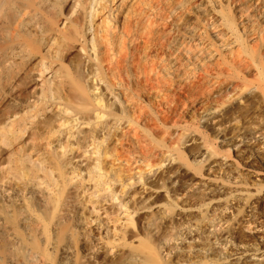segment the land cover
<instances>
[{
  "label": "bare ground",
  "instance_id": "bare-ground-1",
  "mask_svg": "<svg viewBox=\"0 0 264 264\" xmlns=\"http://www.w3.org/2000/svg\"><path fill=\"white\" fill-rule=\"evenodd\" d=\"M179 93L194 102L213 96L223 110L253 97L264 115V0H0V264H83L81 236L96 240L76 204V190L89 193L76 183L77 163L96 194L127 209V228L135 226L139 210L125 198L155 177L151 160L171 165L172 153L157 147L172 143ZM225 132L220 144L253 163L255 136ZM211 153L199 157L210 162ZM123 164L127 173L117 168ZM139 164L148 169L137 172ZM238 201L241 222L253 220L259 201ZM246 229L255 241L232 249L217 247L210 230L191 235L183 264H264V227ZM178 247L166 239L161 249ZM153 249L147 258L164 264Z\"/></svg>",
  "mask_w": 264,
  "mask_h": 264
},
{
  "label": "rangeland",
  "instance_id": "rangeland-1",
  "mask_svg": "<svg viewBox=\"0 0 264 264\" xmlns=\"http://www.w3.org/2000/svg\"><path fill=\"white\" fill-rule=\"evenodd\" d=\"M183 63L189 68V72L191 71L190 73H192L193 64L187 59ZM162 65L164 66V63ZM173 71H171V73L173 72L172 74L176 72L174 68ZM164 72L166 73V71L162 73L165 74ZM167 74H165L166 77L170 79V75L172 74H168L170 77ZM173 77L172 75L170 81H172ZM179 95L184 101L181 104L184 103L186 107L180 104V100V102L176 100L179 109H182V111L179 110L180 116L179 114H177L178 116H173L177 120L174 119L176 123L173 122L174 124L172 125L175 134L172 143L168 145V149L163 145L157 147L159 153L166 151H169L170 154L172 153V158H175L176 161L174 160L173 162L172 159L171 165L169 162L162 165L160 164V158L158 161L151 160L148 165H154L155 169L153 168V170L156 171L155 177L151 176L149 181L146 180L141 185H136L134 188L136 190L132 189L134 193L135 191L138 193H136L138 196L135 194L137 198L132 195L133 192L131 191L127 195L128 198L130 196V199L125 198L126 201L128 200V205L130 202V206H136V213L139 210V213L135 215L136 222L138 221L137 223L135 222V226H129L128 229L125 219L127 209L123 208L125 211L123 212L121 205H119L120 202L118 200L114 201L110 196L109 198L107 194L104 195V191L100 192V194L105 198L98 192L96 194L94 190L96 183L89 182V174L85 171L86 168L81 163H77V166L74 165L75 174L78 176L76 183L84 184L83 186L87 191L89 189V193L86 196L82 193V189H75L79 215L81 220L85 222L86 228L93 234L96 240L94 244H91L88 238L81 236L82 249L81 247L80 249L83 264H141L143 262L149 264L153 262L151 257L147 258L150 248L151 250L154 248V251L156 249L155 252L158 250L157 253L161 251L159 254L164 264H183L186 261L184 251L187 250L188 243L192 241L191 235L192 237L195 235L196 238L197 234H202L203 231L210 230L212 235L216 237L214 243L217 247L226 248L227 245V249H232L240 241H245L249 244L255 241L253 238L254 234L246 229V225H250L252 230L260 225L264 227V146L261 145V141H257L256 133L254 134L257 126V129H261L262 127L263 132L260 130L258 133L260 135L263 133L262 135L264 137L263 104L256 101L253 97H245L237 100L235 103H231V100H229L228 103H230L226 107L228 110H223L218 99H213V96L207 98V100L205 98H201V101L200 99L199 101L195 99L197 100L196 103L193 101L194 99H192V102L191 98L190 100L187 99L182 93H179ZM176 102L173 103L174 105L172 104L173 110H175L174 107L177 105ZM183 108L184 110L187 109V112L185 111L183 113ZM222 110L224 112L226 111V116L224 114V117L222 116ZM224 128L226 130L225 133L227 134L228 132L227 135L229 137L233 136L234 133L240 135L243 132L244 136H248L249 134V138L251 139L255 136L251 151L253 163L238 158L234 151L229 152L228 149L230 147L220 144V140L222 139L219 133ZM208 147L212 152V160L210 162L204 161L199 157V153ZM181 153L184 154V159L180 157ZM212 161H217L219 164L214 165L212 172L209 173L208 168ZM145 166L146 164H139L137 166L135 165L133 169L139 168L140 170H147L148 168H145ZM117 168H120V170L126 173L131 169L127 164H123ZM139 169L136 171H140ZM169 170L171 172L168 173L167 171ZM81 178L83 182H81ZM119 186L117 184L116 189L117 187L118 189L121 188ZM176 191L178 192L176 193ZM93 192L96 195H93ZM175 195L179 196V199L182 198V202H179ZM132 196L135 198L133 202L131 201ZM248 196L259 201L256 217L253 220L242 223L241 220L245 214L241 202L238 200ZM172 197H176L175 199L178 203L176 202L175 204V200ZM99 200L100 204L98 203ZM148 200L152 202L153 200L154 202L157 201L158 204L164 203V206H167L168 209L157 210V203L153 204L151 202V208L153 209L151 210L150 208L147 210L146 208L150 206L149 204L147 207L148 203L146 201ZM126 201L124 200L125 203ZM138 203H141L140 206H138ZM165 203L167 204L165 205ZM171 204L174 205L171 206ZM178 204L179 206H177ZM141 205L145 206L143 207ZM152 205L155 206L152 207ZM95 208L97 209L95 210ZM172 208L174 209L173 211ZM123 225L125 226L123 227ZM123 228H125L124 231ZM124 232L128 233V235ZM132 232L137 235H134ZM224 232L229 234L225 237V240L221 237ZM122 235H126V240ZM132 237L136 238L133 239ZM166 239L179 244L178 249L170 252L163 250V248L161 249ZM137 244H140V247ZM94 245L96 248L95 251ZM136 245L137 247H135ZM90 248L93 253H90ZM144 249H146V252H144ZM148 259H150L149 262H147ZM203 263L213 264V261L209 258L203 260Z\"/></svg>",
  "mask_w": 264,
  "mask_h": 264
}]
</instances>
